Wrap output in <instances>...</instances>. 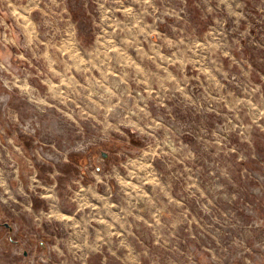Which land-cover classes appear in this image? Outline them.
Segmentation results:
<instances>
[{
	"label": "rangeland",
	"instance_id": "374dc122",
	"mask_svg": "<svg viewBox=\"0 0 264 264\" xmlns=\"http://www.w3.org/2000/svg\"><path fill=\"white\" fill-rule=\"evenodd\" d=\"M11 1L0 264H264V0Z\"/></svg>",
	"mask_w": 264,
	"mask_h": 264
},
{
	"label": "crops",
	"instance_id": "0c3cea01",
	"mask_svg": "<svg viewBox=\"0 0 264 264\" xmlns=\"http://www.w3.org/2000/svg\"><path fill=\"white\" fill-rule=\"evenodd\" d=\"M28 1V3H24L23 0H12L9 3L8 8H11L12 11L15 12L18 16H23L22 14H24L27 17V12H29L30 10H34L37 6V0Z\"/></svg>",
	"mask_w": 264,
	"mask_h": 264
}]
</instances>
